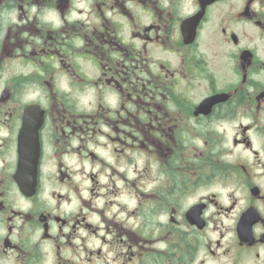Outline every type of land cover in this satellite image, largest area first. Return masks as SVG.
Masks as SVG:
<instances>
[{"label": "flooded vegetation", "instance_id": "af4514ba", "mask_svg": "<svg viewBox=\"0 0 264 264\" xmlns=\"http://www.w3.org/2000/svg\"><path fill=\"white\" fill-rule=\"evenodd\" d=\"M0 264H264V0H0Z\"/></svg>", "mask_w": 264, "mask_h": 264}]
</instances>
